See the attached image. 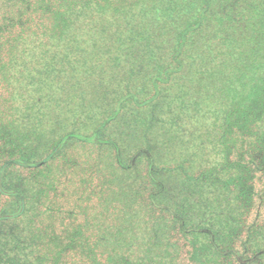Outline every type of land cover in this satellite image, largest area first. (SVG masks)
<instances>
[{"label": "trees", "instance_id": "16d2710c", "mask_svg": "<svg viewBox=\"0 0 264 264\" xmlns=\"http://www.w3.org/2000/svg\"><path fill=\"white\" fill-rule=\"evenodd\" d=\"M0 264H264V0H0Z\"/></svg>", "mask_w": 264, "mask_h": 264}]
</instances>
